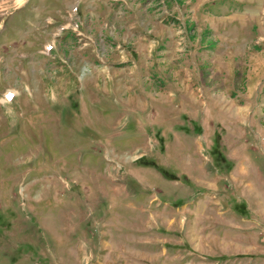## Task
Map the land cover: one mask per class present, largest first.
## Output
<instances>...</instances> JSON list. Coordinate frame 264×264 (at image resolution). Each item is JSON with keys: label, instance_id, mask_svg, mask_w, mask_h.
I'll list each match as a JSON object with an SVG mask.
<instances>
[{"label": "rangeland", "instance_id": "obj_1", "mask_svg": "<svg viewBox=\"0 0 264 264\" xmlns=\"http://www.w3.org/2000/svg\"><path fill=\"white\" fill-rule=\"evenodd\" d=\"M260 38L264 0H0V264H264ZM201 77L257 88L247 140L165 102Z\"/></svg>", "mask_w": 264, "mask_h": 264}, {"label": "crops", "instance_id": "obj_2", "mask_svg": "<svg viewBox=\"0 0 264 264\" xmlns=\"http://www.w3.org/2000/svg\"><path fill=\"white\" fill-rule=\"evenodd\" d=\"M256 44L259 45V47L257 48H262V50H264V38H260L259 40L256 41ZM247 48V46H245ZM231 63V62H230ZM233 71V70H232ZM229 73L231 74V70H229ZM237 73L236 71L232 72V74ZM202 76V74H201ZM191 79L190 78H186V83L184 82L185 86L182 85L184 88H179L178 84H172L167 86V96H166V101L170 103V101H172V106L175 107H189L192 108L193 110L191 112L194 113L195 117L198 118L201 123H203V125L206 126V122H202L201 117H203V115L206 113V110L209 108V103H215L216 107H221V109L223 110V112H225V117L232 119L230 114L228 113L227 109H231L233 107L236 116L238 117L237 119H239V128L241 129L242 133L244 134L246 140H247V136L249 134L248 130H247V125L249 123H251V120L249 118H247V112L248 110H250L254 104L255 101H253L254 97H255V92H257V88H251V86L249 87H240V88H230L229 91L226 92L225 96L229 97L233 94L235 95V93H240V91H244V93L241 95V97H237L236 99L234 98V100L231 101L232 106L229 105L230 101L225 100L226 97H220V96H215L211 93V88H209V86L204 82V79L201 77L202 80V92L204 93V100H203V105L201 109H197L196 105H191L193 102H196L197 100H193V102L191 101L190 97H188V95L186 93H184L183 91H187L188 85L187 84ZM207 86V89L206 87ZM206 89V90H205ZM181 92H180V91ZM249 94H246V93ZM188 93V92H187ZM208 101H210L209 103H207ZM191 103V104H190ZM231 107V108H230ZM225 119V118H224ZM224 119L222 120L223 122ZM213 126L211 125L209 129V132L214 134V129L212 128ZM212 130V131H211ZM224 131V130H223ZM207 133V132H205ZM259 135V139H262V135ZM224 162V161H223ZM226 162V161H225ZM227 162H229V160H227ZM219 169V168H218ZM219 171V170H218ZM239 172L238 168H234V170L230 171L228 173V176H224L223 180L225 178H227L228 181H231V186H239V185H246L244 182H247L248 180L245 179H249L248 175L246 171H242L241 173H245L244 177L238 176L236 175V173ZM223 177V176H222ZM234 180V181H233ZM237 185H236V183Z\"/></svg>", "mask_w": 264, "mask_h": 264}]
</instances>
